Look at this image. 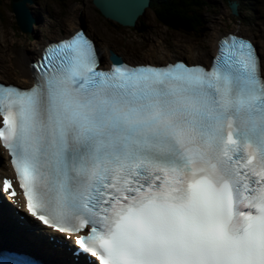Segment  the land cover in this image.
Here are the masks:
<instances>
[{
  "label": "snow or ice",
  "instance_id": "snow-or-ice-1",
  "mask_svg": "<svg viewBox=\"0 0 264 264\" xmlns=\"http://www.w3.org/2000/svg\"><path fill=\"white\" fill-rule=\"evenodd\" d=\"M32 67L30 89L0 84V143L31 217L88 229L76 244L99 264H264V64L250 41L224 37L208 69L105 71L80 31Z\"/></svg>",
  "mask_w": 264,
  "mask_h": 264
},
{
  "label": "rangeland",
  "instance_id": "rangeland-1",
  "mask_svg": "<svg viewBox=\"0 0 264 264\" xmlns=\"http://www.w3.org/2000/svg\"><path fill=\"white\" fill-rule=\"evenodd\" d=\"M46 1L48 0H36V4H34L33 7L37 10L38 13H40L41 7H45L41 3ZM233 1L237 0H200L203 8L201 11V16L198 20L199 27L196 26L197 31H193V35H189L188 33L182 31H170L169 27L164 23H162V25L157 24L155 18L153 19L150 14L146 15V9L142 17L148 23H150L151 30L145 32L142 35L136 33L135 31H130L126 27L112 28L113 24L109 20L108 26L100 28L99 24L102 25L106 21H104L100 17V15L93 9L91 1L89 2L88 0H85V2L83 3L81 2V0H73L72 3L69 2V4L65 6V8L68 9L64 10V12H67L68 15L76 18V20H79L81 16L85 15L89 19V21H92L94 23L93 25H95V28L93 27L96 30L95 34L99 37L102 48L104 50H107V48L111 46L120 53L123 50H126L130 54H133L138 58H162L165 56H169L172 51L183 52L186 54H195L197 52V47H199L202 42H210L214 40L216 36H219L226 31L234 30L236 28L244 30L255 36L264 54V18L261 19L259 17V13L256 12V9H254L253 11L255 18L244 20V18L241 19L232 17V15H230L229 9H231V3ZM46 3L50 4L52 8L57 7L58 9H60V5L58 4H51V2L49 1ZM240 6V14L246 15L245 12L249 13L247 12L246 4L241 3ZM212 10H220V13L212 12ZM4 11H6V13L10 15V17H12L10 9H7L5 1ZM8 11L10 12V14ZM191 14L194 15L195 12ZM86 17L83 16L82 19ZM69 19H71V17L68 18L66 16L64 20L65 22H67V20ZM45 22H47V19H41V23L44 24ZM247 23H251V25H248ZM8 33L9 32L7 31V34ZM188 44L192 45V49L190 52H188V50L185 48V45ZM207 48L208 47H206V49Z\"/></svg>",
  "mask_w": 264,
  "mask_h": 264
},
{
  "label": "trees",
  "instance_id": "trees-1",
  "mask_svg": "<svg viewBox=\"0 0 264 264\" xmlns=\"http://www.w3.org/2000/svg\"><path fill=\"white\" fill-rule=\"evenodd\" d=\"M167 1L171 2V5H164ZM175 3L181 4L180 7L176 8ZM178 4L176 6H178ZM184 4V0H165L160 5H157L155 1H152L151 6L156 8V12L160 16L162 23L167 25L169 28L173 27L174 29H179L189 35H193V31H197L196 26L199 27L198 20L201 16L203 5L200 0H191L189 4L190 8L188 7V10V8H184L182 6ZM193 12H195L194 15L191 14Z\"/></svg>",
  "mask_w": 264,
  "mask_h": 264
},
{
  "label": "water",
  "instance_id": "water-1",
  "mask_svg": "<svg viewBox=\"0 0 264 264\" xmlns=\"http://www.w3.org/2000/svg\"><path fill=\"white\" fill-rule=\"evenodd\" d=\"M121 2L125 4V7H120L119 4ZM94 3L100 8L105 16L115 19L123 24H134L137 17L143 12L145 6L149 3V0H133L134 5H127L125 0H94ZM116 3L118 4L116 8L113 11H110L109 9L111 6L114 7ZM119 9L121 12H118ZM236 9L237 7L233 5L232 11L234 14L237 13ZM131 13H133V15Z\"/></svg>",
  "mask_w": 264,
  "mask_h": 264
},
{
  "label": "bare ground",
  "instance_id": "bare-ground-1",
  "mask_svg": "<svg viewBox=\"0 0 264 264\" xmlns=\"http://www.w3.org/2000/svg\"><path fill=\"white\" fill-rule=\"evenodd\" d=\"M126 1V4L127 5H129V4H131V5H134V3H133V0H125ZM46 2H48V1H46ZM165 4H170L171 5V2H169V1H167V2H165L164 3V5ZM111 5V4H110ZM118 4L116 3L115 5H114V7H112L111 6V8L109 9L110 11H113L115 8H116V6H117ZM120 5V7H125V4H123L122 2L119 4ZM233 5L234 6H237L238 5V2L237 1H233L232 3H231V8H233ZM148 6V4L145 6V9H146V7ZM59 9L57 8V7H53L52 8V13L53 14H56L57 13V11H58ZM45 11V7H41V13H43ZM131 11H133V10H131ZM118 12H121L120 11V9L118 10ZM132 15H133V13H131ZM130 14V15H131ZM109 15V14H108ZM45 16V15H44ZM4 33L5 34H7V30H4ZM64 36H66V34L65 35H61L59 38H61V37H64ZM53 40H55V39H53ZM45 43H42L41 44V47H40V50H41V48L43 47V45H44ZM7 47L8 48H11L9 45H7ZM215 48H216V45L214 46V50H215ZM128 59H130L133 63H140V62H144L145 60H143V59H141V58H137V57H133V56H130V55H128L127 53H123ZM211 54H212V52H209L208 54H207V56H208V58L211 56ZM200 55H202V58L201 57H199L198 56V59H196V61H194V62H197L198 60L199 61H202L201 59H204L205 60V57H206V55H204V54H200ZM21 57H18V62L19 63H21L22 61H23V56H24V54H21L20 55ZM205 56V57H204ZM28 57H29V61H30V59H33L34 57H31V55H28ZM204 57V58H203ZM177 58H180V57H177ZM177 58H174V59H172L171 61H173V60H175V59H177ZM29 61H27V62H29ZM21 72L23 73V76H25V73L23 72V70H21ZM17 217H14V218H11L12 220H15ZM15 223H20V222H16L15 221ZM32 223V222H31ZM33 223H34V229L36 230V231H39V232H41L43 235H44V233H43V231L41 230V228H40V226H39V222H37V221H33ZM41 225V224H40ZM31 250H33V249H31ZM64 251V250H63ZM33 253H35L36 252V250H33L32 251ZM36 254V253H35ZM37 254H39V253H37Z\"/></svg>",
  "mask_w": 264,
  "mask_h": 264
}]
</instances>
